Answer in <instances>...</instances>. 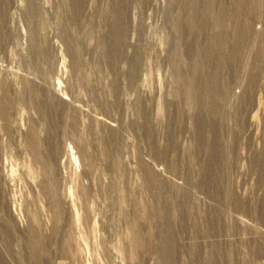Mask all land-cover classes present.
<instances>
[{
	"label": "rangeland",
	"instance_id": "rangeland-1",
	"mask_svg": "<svg viewBox=\"0 0 264 264\" xmlns=\"http://www.w3.org/2000/svg\"><path fill=\"white\" fill-rule=\"evenodd\" d=\"M0 264H264V0H0Z\"/></svg>",
	"mask_w": 264,
	"mask_h": 264
},
{
	"label": "bare ground",
	"instance_id": "bare-ground-1",
	"mask_svg": "<svg viewBox=\"0 0 264 264\" xmlns=\"http://www.w3.org/2000/svg\"><path fill=\"white\" fill-rule=\"evenodd\" d=\"M65 60V59H64ZM60 68V67H59ZM60 83V82H59ZM57 92V91H56ZM61 94V93H60ZM57 95V94H56ZM41 158V157H40ZM37 161V160H36ZM72 197V196H71ZM73 202V201H72ZM21 212V211H20ZM76 213V212H75ZM79 216V215H78ZM78 221H79V217H78Z\"/></svg>",
	"mask_w": 264,
	"mask_h": 264
}]
</instances>
